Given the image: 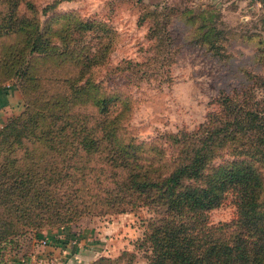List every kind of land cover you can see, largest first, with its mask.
Returning a JSON list of instances; mask_svg holds the SVG:
<instances>
[{
    "label": "trees",
    "instance_id": "trees-1",
    "mask_svg": "<svg viewBox=\"0 0 264 264\" xmlns=\"http://www.w3.org/2000/svg\"><path fill=\"white\" fill-rule=\"evenodd\" d=\"M1 2L0 38L14 40L1 50L0 69L23 109L0 127V264L24 260L44 229L140 209L151 214L137 244L146 264H264V40L260 70H244L243 82L220 91L203 122L143 141L126 129L128 96L95 73L113 45L111 27L55 12V4ZM204 7L185 8L191 23L199 20L192 40L225 59L227 30ZM150 11L151 37L168 38L167 13ZM226 199L234 217L209 223Z\"/></svg>",
    "mask_w": 264,
    "mask_h": 264
},
{
    "label": "rangeland",
    "instance_id": "rangeland-1",
    "mask_svg": "<svg viewBox=\"0 0 264 264\" xmlns=\"http://www.w3.org/2000/svg\"><path fill=\"white\" fill-rule=\"evenodd\" d=\"M31 1L38 9L55 4V12H72L78 18L101 21L111 27L115 37L113 45L104 65L95 73L128 96L131 110L126 129L138 140L149 141L159 133L193 129L204 121L205 114L212 108L209 102L220 91L228 92L243 82L244 70L255 73L260 70L255 62L258 44L264 40V3L260 0H220V6L203 0ZM208 3L210 12L219 13L215 24L219 29L223 27L224 32L227 30L226 41H222L225 59L211 55L192 40L197 35L194 28L199 20L191 23L185 8L192 12V8H205ZM0 6L5 4L1 2ZM155 7L158 13L168 15L165 28L168 38L151 37L149 33L151 20L147 12ZM19 9L28 15L35 11L25 4ZM38 14L41 16L40 11ZM205 14L202 13L204 17ZM40 18L44 20L46 16ZM91 39L95 42L93 37ZM13 40L14 36L0 38V58L2 48ZM150 59V64H145ZM123 65H128L129 71L120 74L118 69ZM5 79L0 69V89H11L14 102L13 110L6 116L8 119L22 111L23 102L15 81ZM234 215L235 206L226 199L208 212V221L211 224L227 222ZM150 217L146 209H140L84 216L73 224L84 220V227L91 233L87 243L94 248L92 256L97 255L96 259L103 256L117 259V264H146L145 253L137 244ZM37 240L34 239L31 250L38 248Z\"/></svg>",
    "mask_w": 264,
    "mask_h": 264
},
{
    "label": "crops",
    "instance_id": "crops-1",
    "mask_svg": "<svg viewBox=\"0 0 264 264\" xmlns=\"http://www.w3.org/2000/svg\"><path fill=\"white\" fill-rule=\"evenodd\" d=\"M210 3H216L220 6V0H203ZM264 3V0H260ZM7 87H10L7 85ZM12 90L0 89V127L7 120L8 113L13 110L14 102ZM84 220L71 224L62 229L42 230L40 238H46L50 245L33 248L32 253L38 256L47 257L53 260L55 264H91L97 257L94 254V248L87 243L91 237L89 228H85ZM92 250V251H91ZM6 264H24L23 261L14 257H9Z\"/></svg>",
    "mask_w": 264,
    "mask_h": 264
},
{
    "label": "built area",
    "instance_id": "built-area-1",
    "mask_svg": "<svg viewBox=\"0 0 264 264\" xmlns=\"http://www.w3.org/2000/svg\"><path fill=\"white\" fill-rule=\"evenodd\" d=\"M36 243L38 247L50 245L46 238L39 239ZM22 261L24 264H55L52 259L38 256L36 253H32V251Z\"/></svg>",
    "mask_w": 264,
    "mask_h": 264
}]
</instances>
